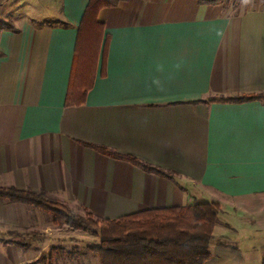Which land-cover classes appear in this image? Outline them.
Listing matches in <instances>:
<instances>
[{"label":"crops","instance_id":"1","mask_svg":"<svg viewBox=\"0 0 264 264\" xmlns=\"http://www.w3.org/2000/svg\"><path fill=\"white\" fill-rule=\"evenodd\" d=\"M87 1L0 0V24L15 29L0 31V187L43 192L97 220L216 202L213 236L226 244L212 243L203 264H246L230 240L250 232L264 247V100L209 101L264 94V0H125L99 10L108 38L104 77L97 66L84 104L65 108ZM82 144L133 156L173 180ZM0 234L43 239L0 242V264H39L62 239L97 243L2 199ZM52 264L99 262L90 253H58Z\"/></svg>","mask_w":264,"mask_h":264},{"label":"trees","instance_id":"2","mask_svg":"<svg viewBox=\"0 0 264 264\" xmlns=\"http://www.w3.org/2000/svg\"><path fill=\"white\" fill-rule=\"evenodd\" d=\"M125 0H88L79 21L73 48L69 79L63 107H79L91 89L99 66V77H104V62L108 38L97 19L101 9L111 8ZM227 0H198L201 4H215ZM65 26V24H61ZM0 31L15 32L9 23L0 24ZM264 94H246L234 98L212 99L209 102L241 103L262 101ZM95 153L115 161H122L144 173L173 180L170 172L141 160L117 153L102 146L82 144ZM0 199L7 203L24 204L49 215L53 225L62 224L97 238L96 244L84 246V252L95 255L99 264H203L210 258L209 246H225V238H214L220 206L216 202L198 201L182 207L147 209L116 219H93L73 216L58 201L45 198L43 192L0 187ZM25 240H2V244L25 247L29 242L43 241L31 236ZM55 247L39 256V264H52Z\"/></svg>","mask_w":264,"mask_h":264},{"label":"rangeland","instance_id":"3","mask_svg":"<svg viewBox=\"0 0 264 264\" xmlns=\"http://www.w3.org/2000/svg\"><path fill=\"white\" fill-rule=\"evenodd\" d=\"M221 2H225V1H221ZM218 3H220V2H218ZM45 23L46 24L50 23V21H46ZM68 212L73 216L85 218V216H84L85 214L82 216L76 215V214L72 213L69 209H68ZM54 226L56 228H69V227H66L62 224H55ZM74 230H78V229H74ZM78 231H80V230H78ZM80 232H82V231H80ZM82 233H84V232H82ZM215 233H216V230H215L214 234ZM244 233L239 231L238 235L242 236L241 240L239 238L238 239L232 238L230 240V242H232L233 245H235V247H237L239 249L237 251L240 253V255H239L241 258L240 261L244 262L246 264H264V247H263V250L259 249L260 248L259 242L262 241L263 239L259 240L257 238L256 234L255 235L250 234V232H247V234H245V235H244ZM1 237L3 238L2 240H4V238L11 240V241H14V240L23 241V240H25V238H23V237L17 238L14 234H0V238ZM37 237H39V236H37ZM62 237L65 238V234H62ZM56 242H61V243H57V245L55 244V246L53 245L56 248V251L53 253L52 258L55 254H58V253H60V254H63V253H65V254L66 253L80 254V253L84 252L83 244H80L78 241H75V240H68L67 241L65 239H62V240H59ZM65 242H67L68 244L65 245ZM252 247L254 248V250H251ZM210 251H212V250H209V252Z\"/></svg>","mask_w":264,"mask_h":264}]
</instances>
